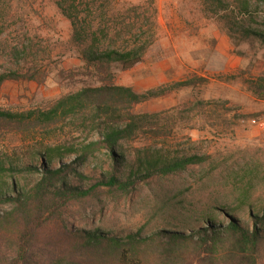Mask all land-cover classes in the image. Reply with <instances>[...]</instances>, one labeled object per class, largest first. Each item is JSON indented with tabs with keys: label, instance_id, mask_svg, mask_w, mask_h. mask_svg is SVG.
<instances>
[{
	"label": "rangeland",
	"instance_id": "rangeland-1",
	"mask_svg": "<svg viewBox=\"0 0 264 264\" xmlns=\"http://www.w3.org/2000/svg\"><path fill=\"white\" fill-rule=\"evenodd\" d=\"M75 1L80 22L86 19L95 29H110L116 45H123L117 37L120 30L143 26L152 40L143 62L129 71L113 67V79L107 81L106 74L83 68L82 46L59 8L62 0H0V75L26 76L0 88V110L45 111L89 86H127L143 93L203 78L204 84L134 107L135 114L157 115L156 123L172 134L154 139L143 134L125 150L132 155L135 148L164 141L172 153L210 159L182 173L152 178L127 195L102 190L69 203L40 231L38 249L67 254L69 231L75 229L100 227L123 234L144 228L149 234L179 223L189 226L174 229L189 233L186 229L198 228L210 207H264V132L251 124L264 114V97L256 96L251 84L264 79V45L246 34H264V0ZM88 10L86 17L82 12ZM148 21L154 26H147ZM96 137L79 117L49 126L0 121V162L20 165L45 147L80 148ZM105 160L103 153L92 158L85 175H93L96 164ZM245 224L252 230L253 224ZM84 254L83 264H112L107 257Z\"/></svg>",
	"mask_w": 264,
	"mask_h": 264
},
{
	"label": "trees",
	"instance_id": "trees-1",
	"mask_svg": "<svg viewBox=\"0 0 264 264\" xmlns=\"http://www.w3.org/2000/svg\"><path fill=\"white\" fill-rule=\"evenodd\" d=\"M62 2L59 8L72 22L73 37L82 46L80 56L87 72L106 74L111 81L113 67L129 71L143 62L152 44L143 26L136 23L120 30L117 37L124 41L119 46L110 29H95L86 19L80 22L75 0ZM82 13L88 17L91 11ZM148 22L147 26H154ZM246 34L257 36L264 45V34L250 30ZM101 36L111 43H103ZM24 77L16 72L1 74L0 88ZM205 82L203 78L189 79L143 93L127 86H89L60 98L45 111L0 110L1 122L21 127L49 126L79 117L97 136L80 148L45 147L20 165L0 162V206H9L0 208V264H83L81 253H86L85 258L107 257L112 264H260L264 252L263 206L210 207L198 228L186 229L189 233L175 230L177 226H189L179 223L149 234L144 228L123 234L100 227L75 229L69 231L67 254L60 256L57 248L38 249L40 231L69 203L94 197L102 190L127 195L152 178L206 163L210 157L172 153L164 141L135 148L132 155L125 150L143 134H150L151 139L172 134V130L167 133V127L156 123L157 115L135 114L134 107ZM251 84L254 94L264 97V79ZM101 153L106 160L96 164L93 175H85V166ZM247 221L253 224L252 230ZM44 257V262L38 260Z\"/></svg>",
	"mask_w": 264,
	"mask_h": 264
},
{
	"label": "built area",
	"instance_id": "built-area-1",
	"mask_svg": "<svg viewBox=\"0 0 264 264\" xmlns=\"http://www.w3.org/2000/svg\"><path fill=\"white\" fill-rule=\"evenodd\" d=\"M251 124L256 130L264 132V114L252 119Z\"/></svg>",
	"mask_w": 264,
	"mask_h": 264
}]
</instances>
